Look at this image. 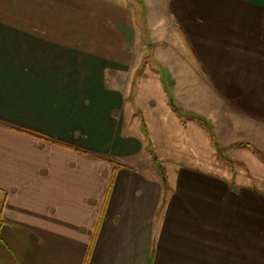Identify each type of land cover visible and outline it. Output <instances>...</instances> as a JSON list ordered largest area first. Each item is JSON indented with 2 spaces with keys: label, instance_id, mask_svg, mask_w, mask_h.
Segmentation results:
<instances>
[{
  "label": "crops",
  "instance_id": "obj_1",
  "mask_svg": "<svg viewBox=\"0 0 264 264\" xmlns=\"http://www.w3.org/2000/svg\"><path fill=\"white\" fill-rule=\"evenodd\" d=\"M0 4V264H264V192L159 166L167 127L223 102L264 131V0ZM160 35L183 60L152 54ZM148 51L175 69L179 108L158 76L134 84ZM138 113L157 162L126 131Z\"/></svg>",
  "mask_w": 264,
  "mask_h": 264
},
{
  "label": "rangeland",
  "instance_id": "obj_2",
  "mask_svg": "<svg viewBox=\"0 0 264 264\" xmlns=\"http://www.w3.org/2000/svg\"><path fill=\"white\" fill-rule=\"evenodd\" d=\"M0 6L2 7L3 4H0ZM147 31L148 28L146 25L144 28L146 35ZM166 37L168 36L160 35L154 39V51L152 52L154 56L158 49H162L161 41L162 39H166ZM169 44L170 46L163 47L164 53L172 59L171 61L176 60L179 62L183 60L184 58L180 57V52L182 54L183 52L180 51L179 44L176 43V45L174 40L169 42ZM149 54L150 52L148 51L144 55V61L150 59L151 55ZM182 69L186 70L188 75L189 68H185L184 66ZM174 71L175 69L172 71V68L164 66L159 61L154 62L152 59L149 64H146L140 69L139 73H135L134 84L137 85L138 89L139 83H141V89L145 88L142 91L146 92L149 75L154 74L158 76L159 80L156 85L152 82L155 79H152L153 77L150 76L152 78L149 80V84H154L150 89L163 91L164 94L169 95L168 103L172 104L173 102L179 108V103L175 95L181 92L182 89L172 84L169 79L170 75H174ZM157 85L160 87L158 88ZM176 88L177 93H175ZM195 91L196 84L193 88L188 87L185 91L193 99L191 100L193 104L191 103L189 107H193L196 101L201 104L203 99H206L203 96L208 95L206 89H204L202 90L203 98H196L193 97V94L196 93ZM222 104L219 114L202 118V123L197 124L195 129L186 131L184 126L167 127L165 131L167 134H165L166 140L162 142V151L160 150V154L162 155L161 166L163 170L164 168L166 169V172L173 171V168H178V164L172 163L171 161L178 160L184 166L201 169L217 177L219 176L228 184L234 182L236 188L237 186H241L264 192V131L252 130V134H250L245 129V126H259L260 122L242 114L233 115L231 111H227L226 106L223 108L224 105ZM195 108H192V112H197ZM204 108L206 109V105H204ZM181 113L183 115V111ZM138 114V119L133 120L131 126H128L126 131L132 134L144 135L143 127L141 126V114ZM184 116H187L186 112ZM146 127L148 128L149 126ZM152 127L155 129V126ZM150 128H148L149 131ZM163 138L160 137V141H163ZM143 156H150L147 149Z\"/></svg>",
  "mask_w": 264,
  "mask_h": 264
},
{
  "label": "trees",
  "instance_id": "obj_3",
  "mask_svg": "<svg viewBox=\"0 0 264 264\" xmlns=\"http://www.w3.org/2000/svg\"><path fill=\"white\" fill-rule=\"evenodd\" d=\"M142 127H143L144 135L146 138L147 148H148L149 152L152 154V156L154 157V160L157 162L158 158L155 156L154 145H153L149 130L146 127V123L143 122ZM159 166H160V169L162 170L163 169L162 166L161 165H159ZM168 188L169 187L165 184L166 191L168 190Z\"/></svg>",
  "mask_w": 264,
  "mask_h": 264
}]
</instances>
